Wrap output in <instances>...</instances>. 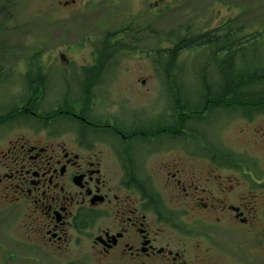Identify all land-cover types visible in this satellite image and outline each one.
Wrapping results in <instances>:
<instances>
[{
    "label": "flooded vegetation",
    "instance_id": "flooded-vegetation-1",
    "mask_svg": "<svg viewBox=\"0 0 264 264\" xmlns=\"http://www.w3.org/2000/svg\"><path fill=\"white\" fill-rule=\"evenodd\" d=\"M113 37L99 75H0V264H264V100L232 105L231 71L226 105H186L181 75L119 97Z\"/></svg>",
    "mask_w": 264,
    "mask_h": 264
},
{
    "label": "rangeland",
    "instance_id": "rangeland-1",
    "mask_svg": "<svg viewBox=\"0 0 264 264\" xmlns=\"http://www.w3.org/2000/svg\"><path fill=\"white\" fill-rule=\"evenodd\" d=\"M230 21L234 23L228 26ZM225 27L244 29L241 38L255 37L264 27V0H0V72L80 75L85 67L99 64L93 56L115 35L110 43L118 49L116 64L103 75H119L111 89L119 97L131 95L126 90L139 85L138 79L164 75L155 63L156 51L172 48L179 35L211 31L220 36ZM126 29L128 36L118 34ZM201 52H184L175 66L183 71L179 90L186 105L200 103L205 93L201 79H215L218 72ZM244 53L248 64H263L264 38L248 43ZM61 93H66L65 86ZM132 101L138 97L133 95ZM0 237H8L2 225Z\"/></svg>",
    "mask_w": 264,
    "mask_h": 264
},
{
    "label": "trees",
    "instance_id": "trees-1",
    "mask_svg": "<svg viewBox=\"0 0 264 264\" xmlns=\"http://www.w3.org/2000/svg\"><path fill=\"white\" fill-rule=\"evenodd\" d=\"M234 23L233 21H230L228 26L230 24ZM191 28H188V31L191 32ZM242 28H234L230 30H226V27L222 29V31H225L223 35L220 36H215L212 33H206L203 35H196L195 33L188 34L184 36L183 38H179L178 43L174 46L173 49L168 50L165 52V55L161 51H159L157 54L158 57V62L157 64L159 67L163 70L165 75H181L179 74L182 71H175L176 68V61L179 58L180 54L183 53L184 51H192L195 50L197 47L202 48L203 50L210 51V59L211 62L213 63L214 67L218 71V73L224 74L225 71H231L234 73L233 78L231 79H226L229 81L227 83V86L224 89H229V85L233 88L235 85L234 89H241V87L244 85L248 87V89H251L252 87H255L256 90L258 91L260 89L259 85L264 84V75H249L253 68H250L247 65L245 66L242 70H238L239 67L237 63V55L240 50L244 48V45L236 44L238 42V39L236 38V35L239 33H242ZM232 40L233 42V47H232V57L229 53H225L224 50L226 49V42ZM162 57H165L167 59L166 64L164 65V62L161 60ZM232 66V67H231ZM255 72H263L264 73V64H259L258 66L253 65ZM177 72V73H176ZM238 73H247L246 75H238ZM225 77L226 75H222ZM210 79L204 77L201 79V84L203 86L202 90H205V93L203 97L205 98V101H214L218 105H226V96L219 93L216 95V99L212 100V98H209L207 96V90L211 89L209 87V82ZM218 88H223L225 83L222 81H218L217 83ZM223 90V89H221ZM252 91V90H251ZM249 90V92H251ZM257 91H253L248 95V97H237L236 95L232 96L231 99V104L232 105H241L242 102L243 104L246 102L248 105L252 104H260L264 98H262L261 94H258ZM202 96V93H201ZM207 96V97H206ZM202 97V98H203ZM264 97V95H263ZM209 103V102H208ZM207 104V103H206Z\"/></svg>",
    "mask_w": 264,
    "mask_h": 264
}]
</instances>
